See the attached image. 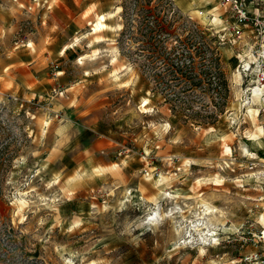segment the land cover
Here are the masks:
<instances>
[{
    "label": "rangeland",
    "instance_id": "rangeland-1",
    "mask_svg": "<svg viewBox=\"0 0 264 264\" xmlns=\"http://www.w3.org/2000/svg\"><path fill=\"white\" fill-rule=\"evenodd\" d=\"M157 4L209 37L221 13L219 0ZM124 6L130 14L135 0H0V151L11 156L0 167V264H246L264 252V100L246 95L237 50L216 44L225 112L213 125L186 122L152 91ZM104 13L109 28L92 33ZM26 54L29 67L13 65ZM205 204L222 215L207 219L208 240L193 229ZM154 210L179 221L152 226Z\"/></svg>",
    "mask_w": 264,
    "mask_h": 264
},
{
    "label": "trees",
    "instance_id": "trees-1",
    "mask_svg": "<svg viewBox=\"0 0 264 264\" xmlns=\"http://www.w3.org/2000/svg\"><path fill=\"white\" fill-rule=\"evenodd\" d=\"M152 1L135 0L130 14L124 6L128 15L124 33L137 44L144 74L153 82L152 91H159L172 112L186 122L217 123L226 110L230 90L218 47L198 24L176 26L177 19L169 16L171 5L168 10L159 8L161 4L151 6ZM199 90L211 93L210 101ZM10 157L1 155L0 167Z\"/></svg>",
    "mask_w": 264,
    "mask_h": 264
},
{
    "label": "built area",
    "instance_id": "built-area-1",
    "mask_svg": "<svg viewBox=\"0 0 264 264\" xmlns=\"http://www.w3.org/2000/svg\"><path fill=\"white\" fill-rule=\"evenodd\" d=\"M219 7L221 13H217V20L213 13L207 31L218 46L230 45L237 50V72L241 82L248 84L246 95L250 93L253 98L258 93L264 100V0H219ZM257 237L264 242V229ZM242 260L246 264H264V252L247 253Z\"/></svg>",
    "mask_w": 264,
    "mask_h": 264
},
{
    "label": "bare ground",
    "instance_id": "bare-ground-1",
    "mask_svg": "<svg viewBox=\"0 0 264 264\" xmlns=\"http://www.w3.org/2000/svg\"><path fill=\"white\" fill-rule=\"evenodd\" d=\"M118 10H121V7L118 6ZM110 15H111V13H104V14L99 15V18L95 22H93V27L91 29V32L97 34V32L99 33L100 31H103V30L105 31L106 29H108L109 28V25H108V23L106 21L108 19V16H110ZM216 18L218 19V17H215V20H217ZM120 26H121L120 28H122V25H120ZM30 45L32 46V43H30ZM70 47H71V44L66 45L64 47V49H63V53H66V51ZM83 59H85L84 56L81 57V61H83ZM237 87H238L237 88L238 95L240 96V94L242 93L241 91H243V90H241V88L239 86H237ZM258 96H259V94L256 93V96H254L253 98H259ZM251 103L252 102H251V99H250V102H248V107L247 108L249 109V112H250L251 116L254 118V117H256L255 115L259 112V109L254 108ZM254 136H256V135H254ZM117 166H118V164H114L112 167L115 168ZM98 170L99 171H104L105 170V167H100ZM162 180H163V178H162ZM199 180H200V178H199ZM218 181L219 180L217 179V182ZM171 197H173V196H171ZM154 202L158 204V201L157 200H155ZM205 205H206V207H205L204 211L199 214L200 215L199 219H203V220L205 219L206 222L203 221L202 223L194 224L193 229L194 230H197V232H200L202 235L204 234L202 237L205 238V240H208V238H217L216 237L217 236V231L215 229H213V227H211V228L208 229L209 223L207 222V219H210V216L213 217V218H217V217H220L222 215H221V211L218 208H216L215 206L208 205V204H205ZM180 210H181V212H183V209H180ZM173 211L174 210H172L169 213L168 212L162 213L161 211L154 210L152 213H150L151 215L148 217V223H150L152 226H158L159 221H161L163 219H166L167 217H170L174 222L175 221H179V220H176V217L177 216L174 215V212L175 211L174 212ZM218 212H219V215H217ZM181 216L183 218H185V215L183 213H182ZM146 219H147V217H146ZM179 232H181V231H179Z\"/></svg>",
    "mask_w": 264,
    "mask_h": 264
},
{
    "label": "crops",
    "instance_id": "crops-1",
    "mask_svg": "<svg viewBox=\"0 0 264 264\" xmlns=\"http://www.w3.org/2000/svg\"><path fill=\"white\" fill-rule=\"evenodd\" d=\"M29 57V58H28ZM33 62V59L30 57V55H27L26 54V57L25 58H23L22 60H20V61H17V62H15V63H13V65H23L24 67L26 66V67H29V65L31 64ZM20 68H22L21 66H19V69ZM58 71H60V70H58ZM13 78V80H11L12 81V85L14 86V90L15 89H17V86H16V84L18 85L19 83L17 82V78H19V79H21L22 80V78H21V76L17 73V74H14V76H12ZM52 79H53V77L51 78V76L49 77H44V79L43 80H47V81H49V83L50 84H52ZM33 79H30L29 78V76L26 74V76H25V82L24 83H26L27 84V86H30V84H32L33 83ZM37 81H38V79H37ZM6 81H0V92H4L3 90H5L6 89ZM15 83V84H14ZM48 83V82H47ZM46 87V86H45ZM9 88H10V86L7 88L8 90H6L7 91V93L8 92H10V90H9ZM71 139H73V138H71ZM93 139V138H92ZM102 140L101 139H95L94 138V140L91 142V143H89L90 145V148L92 149V150H96V149H98V147H100V142H101Z\"/></svg>",
    "mask_w": 264,
    "mask_h": 264
}]
</instances>
